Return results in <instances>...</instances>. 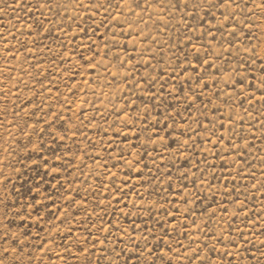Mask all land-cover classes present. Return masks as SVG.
Instances as JSON below:
<instances>
[{"label": "rangeland", "instance_id": "rangeland-1", "mask_svg": "<svg viewBox=\"0 0 264 264\" xmlns=\"http://www.w3.org/2000/svg\"><path fill=\"white\" fill-rule=\"evenodd\" d=\"M196 2L0 0V264H264V0Z\"/></svg>", "mask_w": 264, "mask_h": 264}, {"label": "snow or ice", "instance_id": "snow-or-ice-1", "mask_svg": "<svg viewBox=\"0 0 264 264\" xmlns=\"http://www.w3.org/2000/svg\"><path fill=\"white\" fill-rule=\"evenodd\" d=\"M119 2L122 4V3H124V0H119ZM183 3L185 6H187L188 0H183ZM203 3H207L211 8H216V7H223L226 3V0H216V2H213V0H197V2L194 4V7H200L201 4H203ZM234 3H235V0H228V7H231L232 4H234ZM137 6H139V5H137ZM236 6L239 7V4H237ZM189 67L193 70L195 69V65H193V64H190ZM262 83H264V81H262ZM261 95L264 96V91L261 92ZM134 243H135V241H134ZM143 252H144V249H138V253L136 255L137 260H139L140 255H142ZM145 264H146V262H145Z\"/></svg>", "mask_w": 264, "mask_h": 264}]
</instances>
